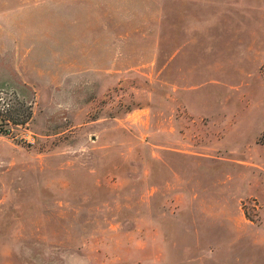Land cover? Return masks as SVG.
<instances>
[{
	"label": "rangeland",
	"instance_id": "obj_1",
	"mask_svg": "<svg viewBox=\"0 0 264 264\" xmlns=\"http://www.w3.org/2000/svg\"><path fill=\"white\" fill-rule=\"evenodd\" d=\"M0 96V264H264V0H0Z\"/></svg>",
	"mask_w": 264,
	"mask_h": 264
},
{
	"label": "built area",
	"instance_id": "obj_2",
	"mask_svg": "<svg viewBox=\"0 0 264 264\" xmlns=\"http://www.w3.org/2000/svg\"><path fill=\"white\" fill-rule=\"evenodd\" d=\"M11 106H12V103L8 99L0 96V117L6 115V113L11 108ZM21 136L24 137L26 141H29V142L33 141L30 137L31 135L29 133V130L21 134Z\"/></svg>",
	"mask_w": 264,
	"mask_h": 264
},
{
	"label": "crops",
	"instance_id": "obj_3",
	"mask_svg": "<svg viewBox=\"0 0 264 264\" xmlns=\"http://www.w3.org/2000/svg\"><path fill=\"white\" fill-rule=\"evenodd\" d=\"M13 76H14V74H7V75H4V79H10Z\"/></svg>",
	"mask_w": 264,
	"mask_h": 264
}]
</instances>
